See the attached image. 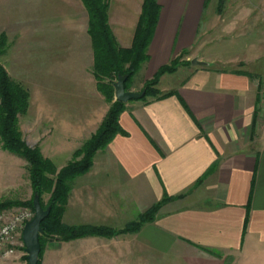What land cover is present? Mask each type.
<instances>
[{
  "label": "crops",
  "instance_id": "crops-1",
  "mask_svg": "<svg viewBox=\"0 0 264 264\" xmlns=\"http://www.w3.org/2000/svg\"><path fill=\"white\" fill-rule=\"evenodd\" d=\"M144 1H110L109 24L121 48L133 43ZM158 4L141 73L149 80L182 56L190 65L182 78L166 79L173 81L169 90L161 87L173 96L127 105L124 134L72 181L62 222L119 231L163 199L172 201L137 233L51 243L55 261L48 264H264V78L257 68L264 59V0ZM81 11L88 13L82 0H0V32L23 18H45L46 27L48 18ZM223 32L235 34L232 45L242 49L234 58L216 55ZM196 59L206 65H192ZM221 61L238 69L223 70ZM87 106L78 119L56 120L53 140L40 141L59 169L98 130Z\"/></svg>",
  "mask_w": 264,
  "mask_h": 264
},
{
  "label": "rangeland",
  "instance_id": "rangeland-1",
  "mask_svg": "<svg viewBox=\"0 0 264 264\" xmlns=\"http://www.w3.org/2000/svg\"><path fill=\"white\" fill-rule=\"evenodd\" d=\"M23 19L25 20L23 24H12L8 28L9 31L3 34L6 36L7 41L3 49L4 53L0 56V65L6 69L13 80L24 85L31 94L30 107L26 114L19 117L18 122L19 129L28 147L31 149L39 148L41 151V139L44 138L48 142L53 140L54 129L51 128L53 123L56 120L65 119L66 116L69 119H78L83 113L81 106L88 105L90 110H95L93 113H88V115L90 118L96 116L93 120L98 124V130L71 154L67 166L75 160V153L80 151L97 134L108 115L106 112H109L111 106L117 102L116 94L112 103H109L99 91H93L95 58L93 42L88 33L90 21L88 13L81 11L76 17L48 18L50 20L45 23L46 27L43 25V20H47L45 18L28 17ZM226 27L222 26L221 30ZM1 34L2 32H0V37ZM220 35H222V42L216 44L218 47L216 55L219 59L222 57L225 60L234 58L241 53L242 49L233 46L230 40L232 35L235 34L223 32ZM130 48L122 49L129 50ZM185 58L182 56L175 59L174 61H179L176 71L161 77L157 87L161 96L171 93L161 90V87L169 90L168 88L173 84V81L170 83L166 79L175 74H178L176 78L183 77L184 71L182 68L190 65L189 62L184 60ZM221 62L222 64L219 66L223 70L238 69V67L226 61ZM145 65L128 84V91L138 86L139 93H142L146 85L154 80L157 74L147 80L146 74L141 73ZM128 67L129 64H126L125 68ZM257 68L263 73L261 74L264 78V59L257 64ZM163 79L164 83L162 82ZM94 84L96 86L97 81ZM88 86L90 87L88 88ZM150 100L156 99L150 97L145 102ZM133 102L125 104L126 109L127 105ZM261 104L264 108V96ZM106 148L99 150L97 153L106 150ZM44 158L52 162L58 173L66 167L59 169V166L51 159L45 156ZM81 159L82 156L77 158L78 161ZM29 168L27 161L5 151L0 140V205L6 206L0 213L5 214L7 217L23 210L33 211L35 214L34 207H32L35 194ZM49 178L54 180L56 175H50ZM53 191L54 183H47L41 195V202L45 209L50 204ZM131 224H127L119 231H113L122 232ZM120 235L124 234L116 236ZM55 241L61 240H57L54 236H42L41 264H45L46 258L47 264L54 263L56 246L51 245V243ZM70 252L69 250V255H71ZM49 254H52V259L49 258ZM26 258V248L21 237L15 247L14 256L0 262V264H28Z\"/></svg>",
  "mask_w": 264,
  "mask_h": 264
},
{
  "label": "trees",
  "instance_id": "trees-1",
  "mask_svg": "<svg viewBox=\"0 0 264 264\" xmlns=\"http://www.w3.org/2000/svg\"><path fill=\"white\" fill-rule=\"evenodd\" d=\"M110 1L82 0L90 18L88 33L93 42L94 76L98 91L107 102L112 103L115 95L114 85L119 77L126 76L128 78L126 82L128 91V84L142 66L149 62V47L155 35L161 8L158 0L144 1L143 14L133 44L129 50H123L119 47L109 24ZM6 41V36L2 35L0 37V56L4 53ZM126 64H129L128 68H125ZM178 64L179 61L176 60L170 66L160 69L154 80L149 82L142 91L145 92L142 101L150 97L162 100L174 95L171 92L161 96L157 87L161 77L165 74L174 73ZM30 99L29 90L21 83L13 80L6 69L0 65V140L3 149L29 163L34 194L35 197L40 198V201L46 184L54 183L50 204L47 209L43 207L45 210L51 209V213L42 223L44 229L42 236L49 235L56 237L57 240L73 241L91 236L110 238L118 234L137 233L143 225L154 222L161 209L172 201L170 198L163 199L162 202L143 214L139 221L132 223L122 232H115L106 228L65 225L62 222V217L71 193L72 181L85 175L93 167L95 155L99 150L108 147L116 136L124 134L120 126V117L126 111V105L118 101L113 104L97 134L80 151L75 153V160L58 173L52 162L44 158L39 148L31 149L28 147L19 129V117L27 113L30 107ZM81 156L82 159L78 161L77 158ZM50 175H56V178L51 180ZM5 207V205H0V212ZM247 222L245 227H247ZM42 236L40 237L41 246ZM42 251L39 264H41Z\"/></svg>",
  "mask_w": 264,
  "mask_h": 264
},
{
  "label": "water",
  "instance_id": "water-1",
  "mask_svg": "<svg viewBox=\"0 0 264 264\" xmlns=\"http://www.w3.org/2000/svg\"><path fill=\"white\" fill-rule=\"evenodd\" d=\"M194 66H204L205 63L200 62L198 59L192 61ZM128 78L126 76L119 77L115 83L116 101L127 104L133 101H141L145 97V92H130L126 89V82ZM35 210L34 219L27 223L23 233L22 239L26 248L28 264H39L42 246L40 243V237L44 234L42 223L49 217L51 209L45 210L41 205L40 198L35 197L33 202Z\"/></svg>",
  "mask_w": 264,
  "mask_h": 264
},
{
  "label": "built area",
  "instance_id": "built-area-1",
  "mask_svg": "<svg viewBox=\"0 0 264 264\" xmlns=\"http://www.w3.org/2000/svg\"><path fill=\"white\" fill-rule=\"evenodd\" d=\"M35 217L33 211L23 210L7 217L0 213V262L15 254V247L27 223Z\"/></svg>",
  "mask_w": 264,
  "mask_h": 264
}]
</instances>
